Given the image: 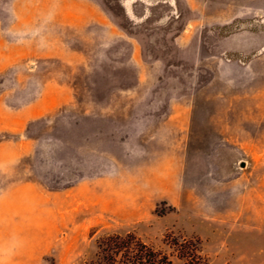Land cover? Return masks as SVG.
I'll use <instances>...</instances> for the list:
<instances>
[{
  "label": "rangeland",
  "instance_id": "374dc122",
  "mask_svg": "<svg viewBox=\"0 0 264 264\" xmlns=\"http://www.w3.org/2000/svg\"><path fill=\"white\" fill-rule=\"evenodd\" d=\"M6 63L12 107L46 80L68 92L24 136L0 132L28 142L0 191L61 194L64 252L32 264H98V239L127 232L169 264H185L174 240L264 264V0H0Z\"/></svg>",
  "mask_w": 264,
  "mask_h": 264
},
{
  "label": "crops",
  "instance_id": "0c3cea01",
  "mask_svg": "<svg viewBox=\"0 0 264 264\" xmlns=\"http://www.w3.org/2000/svg\"><path fill=\"white\" fill-rule=\"evenodd\" d=\"M6 57L10 59V52ZM7 65L1 64L0 68ZM67 100L66 88L53 80H46L39 96L19 107H12L0 95V132L24 136L32 122ZM27 151L25 140H0V166ZM60 197L41 191L33 181L14 183L0 191V264H32L48 253L60 258L65 248L60 235L64 212L56 204ZM134 215L137 217L138 212Z\"/></svg>",
  "mask_w": 264,
  "mask_h": 264
},
{
  "label": "trees",
  "instance_id": "16d2710c",
  "mask_svg": "<svg viewBox=\"0 0 264 264\" xmlns=\"http://www.w3.org/2000/svg\"><path fill=\"white\" fill-rule=\"evenodd\" d=\"M199 243V242H198ZM175 251L185 264H205L200 249L191 244V240H174ZM190 244V246H189ZM98 264H169L166 254L152 248L148 243L132 232L111 233L97 241ZM194 261H198L195 263Z\"/></svg>",
  "mask_w": 264,
  "mask_h": 264
}]
</instances>
